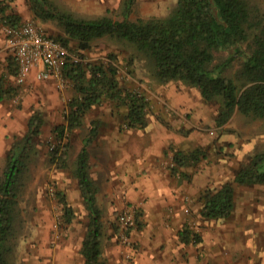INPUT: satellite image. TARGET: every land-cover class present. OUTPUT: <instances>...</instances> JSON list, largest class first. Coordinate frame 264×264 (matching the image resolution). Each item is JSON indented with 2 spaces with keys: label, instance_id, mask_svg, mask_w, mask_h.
Wrapping results in <instances>:
<instances>
[{
  "label": "rangeland",
  "instance_id": "1",
  "mask_svg": "<svg viewBox=\"0 0 264 264\" xmlns=\"http://www.w3.org/2000/svg\"><path fill=\"white\" fill-rule=\"evenodd\" d=\"M59 9L69 12L77 18L90 19L110 14L121 19L123 0H52ZM177 0H137L131 20L162 17L169 13ZM251 5L264 19V0H249ZM1 2V0H0ZM11 9L20 16L19 22L32 21L45 33L54 37H64L63 27L56 21H42L30 10L27 0H11ZM70 51L77 55L81 63L96 66L113 62L118 78L125 89L140 92L150 102L148 126L145 129H129L125 123L122 107L105 102L95 107L86 119L84 127L71 136L66 165L53 160V151L60 146L55 129L64 125L69 104L75 96L71 82L63 88L54 79L39 81L31 77L19 84V94L11 100L0 101V178L6 156L16 138H22L27 131L30 116L40 110L45 119L42 133L36 138L30 150V160L25 174L24 186L19 201V213L16 219L17 243L10 253L12 264H84L81 254L83 238L87 231L89 218L80 194L78 180L74 171L76 159L83 139L89 135L93 123L98 125V135L90 145V174L96 182L99 192V205L103 211V257L107 264H136L139 223L145 226V211L140 201L129 202L127 197L120 200V207L107 191L118 184L111 183L117 174L118 165L112 158L120 155L116 143L122 141L141 162L150 157L157 144L165 143L164 158L160 165L164 171L172 172L175 149L192 151L200 148L205 157L196 165L183 169L189 183H204L207 186L197 195L185 198L189 228L201 235L202 241L209 234H224L228 230V241L220 246L221 261L234 264L264 263V249L258 244L264 243V220L258 219L256 212L244 195L259 196L264 205V186L239 187L234 181L237 170L248 166L250 160L264 151V120L254 119L236 111L224 125L217 123L219 103L205 101L198 89L181 81L160 82L153 68L134 55L133 48L112 37H103L92 42L88 50H80L75 41L69 43ZM0 76L6 73V65ZM239 65L229 71L235 76ZM112 148L111 153L108 152ZM120 171V168H119ZM144 173V172H143ZM170 173V174H171ZM140 176V175H138ZM230 183L238 188L231 216L219 219L216 227L200 216L203 192L208 188H221ZM151 189L148 183L144 186ZM63 194L75 212L72 223L63 226V205L59 201ZM185 197V196H184ZM194 203L198 210H192ZM248 204H246V201ZM172 206H165L166 217L170 219ZM264 215V213L262 214ZM211 231V232H210ZM244 236V237H243ZM248 238L253 247L247 245ZM256 243V244H254ZM246 246V247H245ZM138 251V250H137ZM255 251V254L253 252ZM70 262V263H69Z\"/></svg>",
  "mask_w": 264,
  "mask_h": 264
},
{
  "label": "trees",
  "instance_id": "2",
  "mask_svg": "<svg viewBox=\"0 0 264 264\" xmlns=\"http://www.w3.org/2000/svg\"><path fill=\"white\" fill-rule=\"evenodd\" d=\"M11 0H1L0 14L7 23L15 25L20 16L11 9ZM137 0H123L121 19L110 14L90 19L77 18L64 12L52 0H27L30 10L42 21H56L64 37H54L69 47L77 42L80 50H88L94 40L112 37L130 45L134 55L148 63L160 82L181 81L200 92L205 101L219 103L217 123L226 124L236 111L264 120V19L249 0H177L169 13L162 17L131 20ZM239 65L233 77L229 71ZM17 62L8 56L6 73L0 76V101L11 100L19 94L11 77H16ZM112 62L96 66L68 63L63 70L71 82L75 96L69 104L65 124L55 129L60 146L53 160L66 165L72 134L84 127L92 110L109 101L123 108L129 129L142 130L148 126L150 102L140 92L125 89ZM44 115L35 110L27 131L16 138L9 150L0 178V264H12L10 253L17 243L15 228L24 177L30 160V150L42 133ZM93 123L83 139L77 155L75 177L89 212L90 220L82 241L84 264H107L103 257L102 212L96 202L97 189L89 173V146L98 135ZM205 151L175 149L172 172L187 176L183 169L196 165ZM184 171V170H183ZM238 185H264V151L257 153L248 166L240 167L234 177ZM63 226L73 222L75 212L63 194ZM200 216L219 220L232 215L235 188L227 183L221 188L208 187L202 195ZM139 223L138 229L143 228ZM186 244L202 242L201 235L188 225L180 233Z\"/></svg>",
  "mask_w": 264,
  "mask_h": 264
},
{
  "label": "crops",
  "instance_id": "3",
  "mask_svg": "<svg viewBox=\"0 0 264 264\" xmlns=\"http://www.w3.org/2000/svg\"><path fill=\"white\" fill-rule=\"evenodd\" d=\"M5 42V35L0 24V72L3 71L4 65L7 64V59L10 55L6 50ZM31 77H34L33 73ZM118 140L116 148L120 149V155L118 154V157L112 158L118 165V171L117 174H114L113 181H111V183L118 185L115 186V189L108 190L107 193L108 199L112 198L111 203L115 201L117 207L122 205L120 204V200L122 198L123 201L126 196L129 202L135 203L136 201H140V205L144 208L146 224L138 235L139 247L138 251L136 250V264H220V246L227 242L231 243V241H228L229 227L224 228V234L208 233L205 237L203 236L204 240L197 245L186 244L180 238L182 229L185 225L191 223L190 217H187L185 213V207L189 204L184 203V200L188 198V194L193 197L199 191L204 190L208 180H203L204 183H199L198 178V182L189 183L185 180V176L180 173L162 170L160 165L164 158L165 143L161 142L157 144L155 150H149L152 156L150 157L149 155V157L145 158L144 162H141L138 156L133 157L134 155L128 152L125 145L122 144L123 140L121 141L119 138ZM111 150L112 148L108 152L111 153ZM90 178L97 189L96 202L102 212L103 223V211L99 205L98 198L99 188L91 174ZM148 183L151 185V189L144 187ZM241 186L244 187L243 185H239V187ZM251 186L247 185L248 188ZM237 189H235V202L238 199ZM244 198L255 200L254 203H250L252 205L251 208L255 210L258 219L262 218L261 223H263L264 215L262 214L264 213V205L259 203L262 199H259V196L251 195L250 197L244 195ZM83 204L85 206L84 200ZM246 204H248L247 201ZM167 205L173 208L170 219L166 217L165 206ZM85 209L90 220L86 206ZM191 209L193 211L199 209V204L194 203V199ZM219 221L210 220L206 221L205 224L207 226L210 225V229H213ZM247 245L252 248L253 240L248 238ZM258 246L264 249V243L258 244ZM253 254H255V251ZM221 262L225 264V262ZM72 264L74 263L72 262ZM227 264H234V262L228 260ZM249 264L254 263L250 262Z\"/></svg>",
  "mask_w": 264,
  "mask_h": 264
},
{
  "label": "built area",
  "instance_id": "4",
  "mask_svg": "<svg viewBox=\"0 0 264 264\" xmlns=\"http://www.w3.org/2000/svg\"><path fill=\"white\" fill-rule=\"evenodd\" d=\"M0 24L6 50L17 62V83L24 84L33 73L39 81L54 79L60 88L65 86L63 70L69 62H81L77 55L32 21L12 25L0 14Z\"/></svg>",
  "mask_w": 264,
  "mask_h": 264
}]
</instances>
